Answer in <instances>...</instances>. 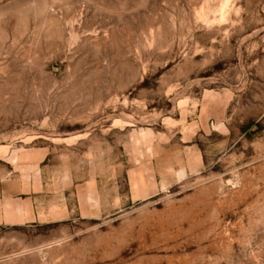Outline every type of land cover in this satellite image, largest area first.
Masks as SVG:
<instances>
[{"label":"rangeland","instance_id":"374dc122","mask_svg":"<svg viewBox=\"0 0 264 264\" xmlns=\"http://www.w3.org/2000/svg\"><path fill=\"white\" fill-rule=\"evenodd\" d=\"M0 264H264V0H0Z\"/></svg>","mask_w":264,"mask_h":264}]
</instances>
